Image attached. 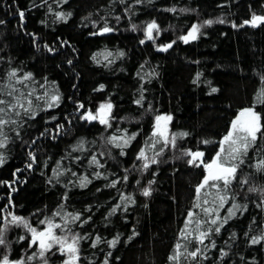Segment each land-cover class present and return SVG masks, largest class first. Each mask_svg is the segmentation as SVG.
Segmentation results:
<instances>
[{
	"label": "trees",
	"instance_id": "obj_1",
	"mask_svg": "<svg viewBox=\"0 0 264 264\" xmlns=\"http://www.w3.org/2000/svg\"><path fill=\"white\" fill-rule=\"evenodd\" d=\"M254 16L264 0H0V261L264 264V21ZM248 110L255 140L234 131ZM161 115L165 140L154 134ZM189 151L203 155L189 164ZM214 156L236 171L197 193ZM46 220L65 244L40 256L24 224L40 231Z\"/></svg>",
	"mask_w": 264,
	"mask_h": 264
},
{
	"label": "snow or ice",
	"instance_id": "obj_2",
	"mask_svg": "<svg viewBox=\"0 0 264 264\" xmlns=\"http://www.w3.org/2000/svg\"><path fill=\"white\" fill-rule=\"evenodd\" d=\"M23 15H24V13L21 12L20 13V16L23 17ZM58 15L62 19L65 18L63 16V14H58ZM258 21H264V17H256V16H254L253 17V20L251 21V23H253V25L255 26V23L258 22ZM220 22L222 23L223 21H220ZM205 23L206 24H211V23H213V21H205ZM247 23H250V22L249 21H245V24H247ZM153 29H157V31H158V28H157V25L155 24V22H152L151 24L148 25L147 30H146V38L152 39V30ZM103 31L104 32H108V31H111V29L110 28H105V29H103ZM198 31H199L198 26L197 25H193L192 30L189 32L188 36L187 37H181V39H183L185 42H187L189 38L196 39V33ZM141 43H143V41H141ZM170 46L171 45H168L166 47H170ZM10 76H15V72L13 71L12 73H10ZM101 87H103V85H101ZM213 91H216V89H213ZM53 99H57V98L54 97ZM3 103H4L3 101H0V104H3ZM81 107H82V105H81ZM104 107H107V108L110 109L111 108V105L110 104L107 105V106L101 105V108H104ZM0 112H4V109L3 108H0ZM83 118L95 119V117L91 116L90 114L87 117H82V119ZM160 119H161L160 117H157V120H160ZM254 119H255V117H254ZM4 123H7V121L0 120V125H2ZM101 123H106V121L102 119L101 120ZM233 126L235 128L236 121L233 122ZM246 131L252 137V139L255 140V133L257 131H259V126L257 124H255V123H252L246 129ZM184 135H186V134H184ZM231 135H232V133L230 132L229 133V136L225 137V141H227L231 137ZM113 139H115V138H113ZM124 143L127 144L128 141L126 140ZM246 148H247V145H245V150H246ZM236 151H237L236 149L233 150V152H236ZM187 154L192 157V159L189 160V164H192L198 157H201L203 155V153H200V152H191V151H189ZM217 156H219V153L217 154ZM139 158H144V152L143 151H141ZM233 158H235V157H233ZM95 162L96 161L93 160V163H95ZM0 163H3V160L2 159H0ZM152 163H155V160H153ZM29 167H31V165H29ZM144 167L147 168L148 167V164L145 163ZM205 167L210 170V174L208 176H206L204 182H202V184L197 187V189H196L197 193L200 192L201 188L204 186V183H207V181L209 179H212V180H215V179H224L225 184L227 185L228 182H229L228 179H227V177L233 175L235 173V171H236V167L233 166V167H229V168H222V169H220V172H221L220 175L214 174L211 170L214 167H219L218 165H216V160L215 159L213 160V164L206 165ZM83 184H84V182L82 181L81 186H83ZM143 194L145 196H147V195L150 194V192H149L148 189H145ZM122 199H123V197H122ZM236 207H238V206H236ZM115 211H116V208H113L112 209V213H114ZM205 211L207 212L208 210L205 209ZM234 214L235 213L230 209L229 210V216L234 215ZM110 215H111V213H110ZM189 216L190 217L192 216V213L191 212L189 213ZM76 219H79V217L78 216L73 217V220H76ZM12 222H15V223H24L21 217H16V216H13L12 217ZM41 223L42 224H45L46 223L47 224V227L45 228L44 231H39V232L37 231L36 228H31L26 223L24 224V226L26 228H28V230L32 233V237H33L32 242L35 243L37 240L39 241V245H40V249H41L40 256H44L45 251L51 249L52 246H53V244H60L62 246L61 247V250L63 251V245L65 244V240L62 237L56 236L54 234V232H53V229L60 228L61 226L58 225V224H54L51 220L41 221ZM211 223L212 224H215L216 223V220H212ZM215 231L216 232H219L220 229L219 228H216ZM2 235H3V232H2V230H0V237H2ZM206 235H207V233H201V237L206 236ZM21 239H23V237H21ZM260 239H261V237L253 238L251 240V243L252 244H256V243H258L260 241ZM75 242H76V237H73V244L68 245V250L71 253H75V251H76V248L74 246L75 245ZM97 242H99V237L97 238ZM201 242H202V240H201ZM3 243H4V240L2 238H0V244H3ZM109 244L112 245V246H115L116 240L109 241ZM190 255H192L193 257H195L196 256V252H192V253H190ZM223 255H226V253H223ZM28 259H32V257H29ZM0 264H8V258L5 256L3 258V261H0ZM17 264H22V262H17ZM106 264H107V262H106Z\"/></svg>",
	"mask_w": 264,
	"mask_h": 264
},
{
	"label": "rangeland",
	"instance_id": "obj_3",
	"mask_svg": "<svg viewBox=\"0 0 264 264\" xmlns=\"http://www.w3.org/2000/svg\"><path fill=\"white\" fill-rule=\"evenodd\" d=\"M189 32L186 33L185 36H188ZM152 35H154V29L152 30ZM101 112H102L101 113L102 114V117H107L108 116V113H109V108H107V107L101 108ZM254 117H255V119H254ZM235 121H236V126L234 128V131L237 132L236 135L239 134L242 137H245V136L249 135L248 132L246 131V129L252 123H255V124H257L259 126L258 115L255 112L251 111V110H248L244 114H241V116H239ZM169 123H170V116L164 115L161 120L156 121L155 126H154V134L156 136L160 137L161 139L165 140L168 137V134H169ZM214 159L216 160V165L219 166V167H214L211 170L214 174L220 175L221 174L220 169H222V168H229L228 166H225V165L220 164L219 161H218L217 156H214L210 161L206 162L205 166L206 165L213 164V160ZM209 174H210V170L205 167L204 177H203L200 185L202 184V182H204L205 177L208 176ZM230 177L231 176H228L227 179H229ZM215 180H218V179H215ZM219 180H224V179H219ZM209 181H214V180L209 179L207 182H209ZM205 184L206 183H204V185ZM41 230L44 231L45 228L44 229H41ZM32 240H33V238H32ZM36 243H38V245H39V241L38 240L36 241ZM66 247H68V246H66ZM39 248H40V245H39ZM15 264H17V263H15Z\"/></svg>",
	"mask_w": 264,
	"mask_h": 264
},
{
	"label": "water",
	"instance_id": "obj_4",
	"mask_svg": "<svg viewBox=\"0 0 264 264\" xmlns=\"http://www.w3.org/2000/svg\"><path fill=\"white\" fill-rule=\"evenodd\" d=\"M98 113H100V110H98ZM161 119L163 118V115H161V116H159ZM160 119V120H161ZM156 121H159V120H156ZM41 231H43V230H41ZM33 238V237H32Z\"/></svg>",
	"mask_w": 264,
	"mask_h": 264
},
{
	"label": "flooded vegetation",
	"instance_id": "obj_5",
	"mask_svg": "<svg viewBox=\"0 0 264 264\" xmlns=\"http://www.w3.org/2000/svg\"><path fill=\"white\" fill-rule=\"evenodd\" d=\"M164 116V115H163Z\"/></svg>",
	"mask_w": 264,
	"mask_h": 264
}]
</instances>
